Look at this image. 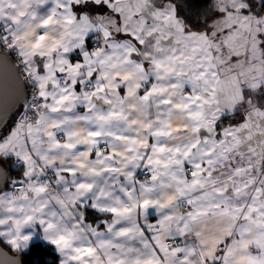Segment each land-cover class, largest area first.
Returning <instances> with one entry per match:
<instances>
[{
	"label": "snow or ice",
	"instance_id": "1",
	"mask_svg": "<svg viewBox=\"0 0 264 264\" xmlns=\"http://www.w3.org/2000/svg\"><path fill=\"white\" fill-rule=\"evenodd\" d=\"M0 69L7 264H264V0H0Z\"/></svg>",
	"mask_w": 264,
	"mask_h": 264
},
{
	"label": "water",
	"instance_id": "2",
	"mask_svg": "<svg viewBox=\"0 0 264 264\" xmlns=\"http://www.w3.org/2000/svg\"><path fill=\"white\" fill-rule=\"evenodd\" d=\"M6 72L4 69H0V87L3 86V82L5 79ZM8 79L10 81V76H8ZM9 88H10V83H9ZM17 255L14 253L12 250L7 248L4 244L0 243V261H3L4 264H7L8 258ZM21 259V264H23V257L22 255L20 256Z\"/></svg>",
	"mask_w": 264,
	"mask_h": 264
},
{
	"label": "trees",
	"instance_id": "3",
	"mask_svg": "<svg viewBox=\"0 0 264 264\" xmlns=\"http://www.w3.org/2000/svg\"><path fill=\"white\" fill-rule=\"evenodd\" d=\"M13 175H16V173H13ZM5 246L7 247V245H5ZM45 247H47V246L45 245ZM7 248H9V247H7ZM43 256L48 258L49 259V264H51V256H50V254L48 252H45V253H43ZM22 257H23V264H29V261L33 259V257H26V256H23V255H22Z\"/></svg>",
	"mask_w": 264,
	"mask_h": 264
}]
</instances>
